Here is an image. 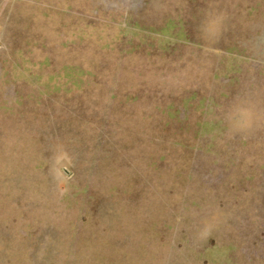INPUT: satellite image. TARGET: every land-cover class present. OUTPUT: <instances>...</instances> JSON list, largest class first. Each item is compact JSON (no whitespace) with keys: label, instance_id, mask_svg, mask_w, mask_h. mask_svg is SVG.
<instances>
[{"label":"rangeland","instance_id":"obj_1","mask_svg":"<svg viewBox=\"0 0 264 264\" xmlns=\"http://www.w3.org/2000/svg\"><path fill=\"white\" fill-rule=\"evenodd\" d=\"M0 264H264V0H0Z\"/></svg>","mask_w":264,"mask_h":264}]
</instances>
